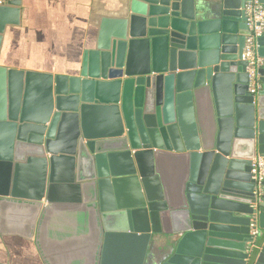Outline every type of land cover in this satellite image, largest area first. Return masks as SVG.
<instances>
[{"label": "water", "instance_id": "obj_1", "mask_svg": "<svg viewBox=\"0 0 264 264\" xmlns=\"http://www.w3.org/2000/svg\"><path fill=\"white\" fill-rule=\"evenodd\" d=\"M251 1L264 9L130 0L74 74L0 63V237L33 240L43 264H264L250 174L264 28L254 93L241 59ZM19 6H0V45Z\"/></svg>", "mask_w": 264, "mask_h": 264}, {"label": "crops", "instance_id": "obj_2", "mask_svg": "<svg viewBox=\"0 0 264 264\" xmlns=\"http://www.w3.org/2000/svg\"><path fill=\"white\" fill-rule=\"evenodd\" d=\"M19 23L1 35L0 63L52 75H71L96 39L101 18H116L130 0H16ZM211 12L220 0H194ZM7 5V4H6ZM5 6V5H4ZM129 254L132 253L130 250ZM0 263L43 264L33 240L0 237Z\"/></svg>", "mask_w": 264, "mask_h": 264}, {"label": "built area", "instance_id": "obj_3", "mask_svg": "<svg viewBox=\"0 0 264 264\" xmlns=\"http://www.w3.org/2000/svg\"><path fill=\"white\" fill-rule=\"evenodd\" d=\"M9 0H0V6L7 4ZM247 27L250 32L245 38L241 59L246 62L245 71L249 77L250 93L255 92L254 74L256 68L262 63V58L256 52V40L262 34L264 28V9L256 1H251L245 6ZM251 179L255 184L254 196L260 199L263 195L262 184L264 182V157L256 156L251 160ZM251 234H255L253 225H250Z\"/></svg>", "mask_w": 264, "mask_h": 264}]
</instances>
